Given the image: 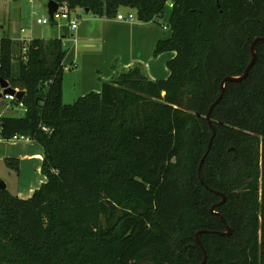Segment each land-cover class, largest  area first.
Masks as SVG:
<instances>
[{
    "label": "trees",
    "instance_id": "trees-1",
    "mask_svg": "<svg viewBox=\"0 0 264 264\" xmlns=\"http://www.w3.org/2000/svg\"><path fill=\"white\" fill-rule=\"evenodd\" d=\"M52 1L100 19L129 8L157 25L170 4V37L153 55L175 56L167 79L134 64L65 104L62 39L25 53L18 43V56L0 39V78L24 91V116L0 118V139L39 144L45 177L28 199L0 191V264H200L204 253V264H264V41L210 111L198 172L220 85L264 39V0ZM213 191L224 196L214 214Z\"/></svg>",
    "mask_w": 264,
    "mask_h": 264
},
{
    "label": "crops",
    "instance_id": "crops-1",
    "mask_svg": "<svg viewBox=\"0 0 264 264\" xmlns=\"http://www.w3.org/2000/svg\"><path fill=\"white\" fill-rule=\"evenodd\" d=\"M36 1L0 0V39L9 38L15 43L12 51L14 56H18L20 52L18 43L33 39L46 41L41 36L42 25L36 24L33 19L37 13L31 11V8L36 6ZM166 7L170 13L171 5L167 4ZM129 12V8H120L118 11L124 15ZM47 16L40 15L37 18ZM78 18L80 20L76 31L65 27L64 32L58 29L55 36L62 39L65 50L62 61L63 103L71 104L89 92H99L102 82H108L115 76L117 66L126 70L134 64H140L152 80H164L169 76L166 64L175 56V52H164L157 57L153 55L156 43L170 37L168 29L165 33L162 31L165 28L161 30L157 24L142 23L136 19H100L90 13L83 19L80 16ZM57 27L60 28V25ZM25 28L29 29L30 37L22 34ZM13 62L15 69L16 64ZM42 158L43 150L35 141L26 138L7 141L0 139V161H18V190L12 195L28 199L45 182V177L41 174ZM29 173L37 181L35 184Z\"/></svg>",
    "mask_w": 264,
    "mask_h": 264
},
{
    "label": "rangeland",
    "instance_id": "rangeland-1",
    "mask_svg": "<svg viewBox=\"0 0 264 264\" xmlns=\"http://www.w3.org/2000/svg\"><path fill=\"white\" fill-rule=\"evenodd\" d=\"M47 2L48 0H37L35 2L36 6L31 8V11L37 13L34 16L32 15L34 20H36L37 17H40V15L47 16V9H46ZM123 11L124 10H122V12ZM169 14L170 13L168 7H166L163 11L162 17L158 21L159 23L158 26L161 28V30L165 28L164 30H162L165 33L168 32L166 25L169 18ZM72 16L75 17L77 21H79L80 18H78V16H80L81 19H83L86 17V14L84 13V11L78 10L74 12ZM58 25H60V28L57 27ZM65 25H66L65 20H57L56 23H49L40 26L43 31L41 35L42 38L45 39L46 41L61 39L60 37L59 38L55 37L56 31L60 29L61 32H64L65 31L64 29L66 27ZM22 34L27 37H30L29 29L25 28V32ZM119 70L121 69L117 66V71ZM23 116H24V110L20 105H15L10 100L5 99L4 97L0 98V118H21ZM33 165H35V163H33ZM29 174L32 177V174L31 173ZM33 178L34 177H32V180H34ZM18 179L19 178L17 176V172L8 168V166L4 161H0V180H2L6 184L7 186L6 190L11 192V194H15L16 191L18 190ZM36 182L37 181L34 180L33 184H35Z\"/></svg>",
    "mask_w": 264,
    "mask_h": 264
},
{
    "label": "water",
    "instance_id": "water-1",
    "mask_svg": "<svg viewBox=\"0 0 264 264\" xmlns=\"http://www.w3.org/2000/svg\"><path fill=\"white\" fill-rule=\"evenodd\" d=\"M57 8H58V4H57L56 2H54V1H52V0L48 1V3H47V13H48V16H49L51 22H53V14H54V12L56 11ZM84 13H85V14H88L89 11L86 9V10H84ZM258 41H264V39H262V38H257V39H255L254 42L251 44V46H250V51H251L252 59H251L249 65L247 66L246 70L244 71V74H243L240 78H231V77H230V78H225V79L222 81L221 85H220V87H221V93H220V96H219L218 99H217V100H216V101L210 106V108H209V110H208V113H207V115H206V120H207V122H208L209 127L212 129V136H211V139H210V141H209V143H208V149H207V151L205 152V154L202 156V158H201V160H200L199 167H198V172H199V170H200V168H201V166H202V163H203L205 157L207 156V154H208V152H209V148H210V146H211V141H212L213 137L215 136V132H214L213 126L211 125V122H210V111L212 110V108H213V107L219 102V100L221 99L222 94H223V90H224V84H225L227 81H232V80H233V81H237V80H240V79H243V78H246V77H247L248 72H249L250 68L253 66V63H254V61H255V57H256V55H255V45H256V43H257ZM0 89H1V91H0V98H2L4 95H14V96L16 97V99H17L18 101H20V100L22 99V97L24 96V91H18V90H15V89L11 88V87L9 86L8 82L5 81V80H3L2 78H0ZM201 184H203L202 181H201ZM5 189H6V184H5L2 180H0V191L5 190ZM213 193L220 195V196L222 197V201H221L220 203H218L217 205H214V206L211 207L210 212H211L212 214L215 213V212H214V208H215V206H218V205H220V204H222V203L224 202V196H223L222 194L217 193V192H214V191H213ZM222 222L224 223V220H222ZM226 229H227L226 232H222V233H218V234H220V235H229V234L231 233V229H230L229 227H227V226H226ZM202 232H208V231H202ZM200 234H201V232H198V233L196 234V238H197V243L201 246V244H200V242H199V240H198ZM201 248H202V247H201ZM205 257H206V256H205V253H204L203 261H202L200 264H204V262H205Z\"/></svg>",
    "mask_w": 264,
    "mask_h": 264
},
{
    "label": "built area",
    "instance_id": "built-area-1",
    "mask_svg": "<svg viewBox=\"0 0 264 264\" xmlns=\"http://www.w3.org/2000/svg\"><path fill=\"white\" fill-rule=\"evenodd\" d=\"M78 10H70L68 9V7L66 6V4L63 5H58V8L56 9V11L53 14V23H56L57 20H65L66 21V27L70 30V31H76L78 28V21L75 17H73V13L76 12ZM116 19L119 21H133L134 19H136V13L134 10H131V12L127 13V14H121V13H117L116 15ZM50 18L49 16L47 17H42V18H36L35 23L38 25H45V24H49ZM23 32V30H21ZM30 43V41H23L22 42V53H25L27 50V45ZM5 99L10 100L12 103H14L17 99L14 95H4L3 96Z\"/></svg>",
    "mask_w": 264,
    "mask_h": 264
}]
</instances>
